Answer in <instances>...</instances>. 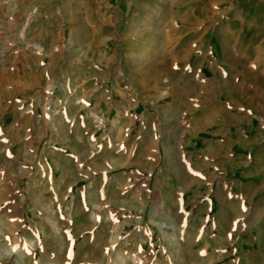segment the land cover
<instances>
[{
    "label": "rangeland",
    "instance_id": "1",
    "mask_svg": "<svg viewBox=\"0 0 264 264\" xmlns=\"http://www.w3.org/2000/svg\"><path fill=\"white\" fill-rule=\"evenodd\" d=\"M76 2L74 127L28 111L0 13V264H264V0ZM49 145L76 174L28 186Z\"/></svg>",
    "mask_w": 264,
    "mask_h": 264
},
{
    "label": "crops",
    "instance_id": "2",
    "mask_svg": "<svg viewBox=\"0 0 264 264\" xmlns=\"http://www.w3.org/2000/svg\"><path fill=\"white\" fill-rule=\"evenodd\" d=\"M75 2L76 0H0V13L6 18L3 20L7 22L8 30L21 32L20 60L17 61L14 56L15 59L10 62L13 69L21 67L22 71L20 84L15 81V90L29 99V112L37 111L39 108L43 110L44 115L41 116L44 118H39L37 121L42 122L41 126L44 128L48 111H67L68 114L61 118L62 123L69 127L77 126L78 123L77 113H72V91L65 87L64 95L68 93L69 98L61 102L63 94L58 85L60 77L65 72L60 62L64 61L65 56L69 58L70 48L77 44V40L71 35L78 26L75 20L78 7ZM88 15L89 13L83 8L81 23L85 29L91 30L94 24L93 19H89ZM12 44L17 46V40L13 39ZM73 103L76 110L77 101L74 100ZM145 113L146 110L140 107L133 110L124 107L123 114L129 119L126 128L133 129L139 124L142 125V120L138 116ZM32 137V141L41 143L46 140V132L41 138L39 135L38 138L33 135ZM78 139L74 134L58 140L50 138L47 142L68 143V141L76 142ZM47 148L36 151L33 155V159L39 164L37 174H40V177L42 174L43 178H39L37 182L30 181L28 186H62L68 175L76 174L79 159L76 151L70 149L66 153L63 151L65 147L59 148L54 145H49ZM75 183L69 182L66 186H73Z\"/></svg>",
    "mask_w": 264,
    "mask_h": 264
}]
</instances>
